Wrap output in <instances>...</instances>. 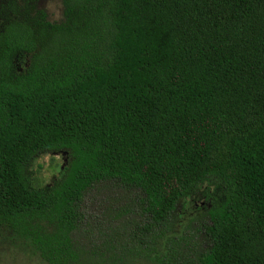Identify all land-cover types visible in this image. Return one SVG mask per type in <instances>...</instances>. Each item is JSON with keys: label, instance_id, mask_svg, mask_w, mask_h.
I'll list each match as a JSON object with an SVG mask.
<instances>
[{"label": "trees", "instance_id": "obj_1", "mask_svg": "<svg viewBox=\"0 0 264 264\" xmlns=\"http://www.w3.org/2000/svg\"><path fill=\"white\" fill-rule=\"evenodd\" d=\"M61 1L52 22L0 0V225L47 264H88L90 189L137 196L140 247L201 194L209 250L161 264H264V0ZM60 151L63 176L35 185L32 161Z\"/></svg>", "mask_w": 264, "mask_h": 264}, {"label": "rangeland", "instance_id": "obj_2", "mask_svg": "<svg viewBox=\"0 0 264 264\" xmlns=\"http://www.w3.org/2000/svg\"><path fill=\"white\" fill-rule=\"evenodd\" d=\"M39 8L47 12L52 22L63 18L61 0H39ZM69 157L66 151L50 152L36 157L30 165V175L41 188L53 185L66 171ZM214 187L203 185L200 192ZM199 192V193H200ZM139 200L132 192L106 183L90 189L83 203L85 222L75 234V240L90 255L88 264H104L99 257L105 253L108 264H161L163 257H190L195 260L210 248V241L201 230L207 220L209 201L201 194L179 201L169 231L149 247H140L142 236L135 227L142 223ZM170 239H175L172 246ZM0 264H47L24 239L6 226L0 225Z\"/></svg>", "mask_w": 264, "mask_h": 264}]
</instances>
